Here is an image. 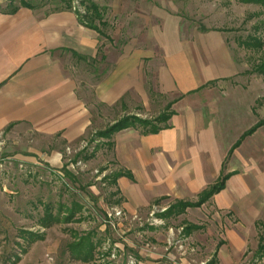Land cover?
Returning <instances> with one entry per match:
<instances>
[{
    "label": "rangeland",
    "instance_id": "1",
    "mask_svg": "<svg viewBox=\"0 0 264 264\" xmlns=\"http://www.w3.org/2000/svg\"><path fill=\"white\" fill-rule=\"evenodd\" d=\"M22 1L47 10L71 8L81 18L92 15L94 3L107 26L93 22L110 38L105 37V43L119 49L128 43L150 47L158 43L152 36L166 22L176 23L182 37L194 42L201 54L209 47L214 72H226V58L234 68L232 76L206 88L212 93L207 100L216 105L206 112L219 124L226 153L242 132L264 120V71L257 69L264 62V7L258 4L240 0H0V9L10 11L23 6ZM255 39L262 43L260 47L245 45ZM82 66L75 75L80 95L93 114L88 133L72 144L50 146L61 150L59 163L0 160V264H264L257 249L264 227L255 224L264 218V127L248 137L226 163L227 171L245 176L249 193L241 208L228 212L203 207L165 218L162 214L171 201L109 217L113 208L121 206L116 203L120 195L112 194V175L119 168L112 147L98 134L125 117L155 121L166 103L180 93L159 94L150 79L147 89L153 102L147 110H139L136 103H127L126 109L119 104L105 108L94 95L95 81L84 74L87 66L94 68V61ZM48 204L58 221L44 228L40 223ZM187 222L203 223L204 229L186 234ZM27 231L35 236L30 238L24 234ZM85 237L94 245L88 260L76 258L70 249ZM220 241L226 242L221 248Z\"/></svg>",
    "mask_w": 264,
    "mask_h": 264
},
{
    "label": "crops",
    "instance_id": "2",
    "mask_svg": "<svg viewBox=\"0 0 264 264\" xmlns=\"http://www.w3.org/2000/svg\"><path fill=\"white\" fill-rule=\"evenodd\" d=\"M181 33L178 24L168 21L152 36L158 43L150 47L128 43L119 49L105 43V36L85 25L71 8L0 9V160L11 157L16 164L28 165L38 160L61 162V150L50 146L82 139L93 123L75 73L82 70L83 62L86 66L95 60L94 68L87 66L84 74L95 81L94 95L105 108L119 104L126 109L127 103H136L139 110H147L153 102L147 89L150 79L159 94L180 93L166 103L173 102L169 127L157 133L127 128L113 135L117 172L130 174L112 183V194L120 195L117 208L131 213L152 203L197 201L222 174L229 175L225 188L186 212L203 207L228 212L241 208L249 193L246 179L237 170L227 171L226 163L264 126L229 154L251 127L242 132L226 153L219 124L206 112L216 108L207 100L212 93L206 88L232 76L234 68L222 54L226 72H214L209 47L205 56V50L201 54ZM262 221L257 220L256 226ZM187 224L202 229L205 225ZM220 242L221 248L226 242Z\"/></svg>",
    "mask_w": 264,
    "mask_h": 264
},
{
    "label": "trees",
    "instance_id": "3",
    "mask_svg": "<svg viewBox=\"0 0 264 264\" xmlns=\"http://www.w3.org/2000/svg\"><path fill=\"white\" fill-rule=\"evenodd\" d=\"M243 3H255L262 7H264V0H240ZM23 6L27 7H33L32 4L27 3L25 1H22ZM17 7L12 8L10 11H15ZM90 10L92 12V15L84 16L81 18L78 14L77 16L79 19L87 26L96 29L101 35H104L107 39H110L106 33L103 32L102 29H100L93 21L98 20L100 22V25L107 26V23L103 19V13L102 10L99 8L98 5L92 4L90 6ZM261 42L259 39H255V42H249L247 41L245 45L248 46H256L260 47ZM95 61V60H94ZM257 69H261L264 71V62L257 67ZM173 102H170L166 105L163 112L159 114V116L155 119V121L141 119L136 116L133 117H125L123 119L117 120L114 122L112 126L107 128L104 131H101L98 135L106 138L108 141L107 144L112 147L113 142L112 138L113 135L123 129L127 128H142L143 133H157L162 129H165L169 127L168 121L171 118V116L174 114V111L172 110ZM264 126V120H259L255 125H253L249 130L245 131L244 134L240 137V139L232 146L230 153L232 154L236 148H238L243 140L253 134L258 128ZM128 175L130 174L128 172H116L114 175H112V183L116 181V178L121 175ZM229 178L228 174H222V176L217 180L216 183L211 185L205 192H203L199 199L197 201H177L170 205L167 211L162 214L163 217H172V216H179L186 212L187 208L191 207H200L202 204L207 202L213 195L219 193L221 190H223L226 186V181ZM58 221V218L56 214L53 211V207L48 204L45 207L44 210V216L41 219L40 225L44 228L51 226L55 222ZM262 227H264V221L260 223ZM203 227L196 224H187L185 231L186 234L192 233L194 230H200ZM24 234L28 235L30 238H33L35 236L32 232H24ZM221 244V243H220ZM93 248L94 245L91 242L89 237H85L83 240H80L79 242L72 243L70 246L72 254L76 258H81L82 260H88L93 256ZM258 254L263 255L264 254V232L260 234L259 236V247H258Z\"/></svg>",
    "mask_w": 264,
    "mask_h": 264
},
{
    "label": "built area",
    "instance_id": "4",
    "mask_svg": "<svg viewBox=\"0 0 264 264\" xmlns=\"http://www.w3.org/2000/svg\"><path fill=\"white\" fill-rule=\"evenodd\" d=\"M125 213L123 212V210H121L120 208H113L112 211L110 213H108L109 217H123Z\"/></svg>",
    "mask_w": 264,
    "mask_h": 264
}]
</instances>
